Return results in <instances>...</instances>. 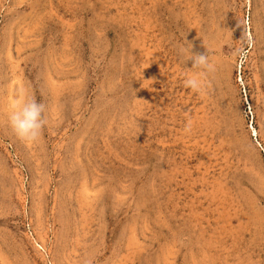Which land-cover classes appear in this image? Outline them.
<instances>
[{
    "label": "rangeland",
    "instance_id": "rangeland-1",
    "mask_svg": "<svg viewBox=\"0 0 264 264\" xmlns=\"http://www.w3.org/2000/svg\"><path fill=\"white\" fill-rule=\"evenodd\" d=\"M0 264H264V0H0Z\"/></svg>",
    "mask_w": 264,
    "mask_h": 264
},
{
    "label": "clouds",
    "instance_id": "clouds-1",
    "mask_svg": "<svg viewBox=\"0 0 264 264\" xmlns=\"http://www.w3.org/2000/svg\"><path fill=\"white\" fill-rule=\"evenodd\" d=\"M178 53L182 57L183 64L187 60L191 61L190 74H182L183 86L193 92L203 93L208 87L206 75L215 71V64L210 61L208 50L206 49L204 53H194L190 51V45L187 44L180 47ZM235 55H238V50L234 53ZM16 96L18 98L11 102L7 112L8 126L18 139L35 142L44 126L42 116L44 105L30 97L23 89H20ZM191 127L192 121L188 118L184 124L183 132L189 133Z\"/></svg>",
    "mask_w": 264,
    "mask_h": 264
},
{
    "label": "bare ground",
    "instance_id": "bare-ground-1",
    "mask_svg": "<svg viewBox=\"0 0 264 264\" xmlns=\"http://www.w3.org/2000/svg\"><path fill=\"white\" fill-rule=\"evenodd\" d=\"M82 195V194H81Z\"/></svg>",
    "mask_w": 264,
    "mask_h": 264
}]
</instances>
